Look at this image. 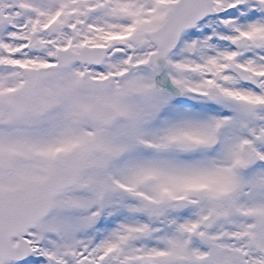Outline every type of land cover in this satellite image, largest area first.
<instances>
[{
	"label": "rangeland",
	"instance_id": "374dc122",
	"mask_svg": "<svg viewBox=\"0 0 264 264\" xmlns=\"http://www.w3.org/2000/svg\"><path fill=\"white\" fill-rule=\"evenodd\" d=\"M173 1L49 0V10L80 44L91 43L98 27L129 38L125 59L136 66L155 50L148 32ZM213 1L233 14L247 3L258 17L242 22L244 11L237 26H227L229 18L202 25L182 37L164 69H134L121 120L97 126L94 143L82 144L100 150L92 168L30 232L22 264H264V107L256 106L264 102V9L260 0ZM7 4L0 0V40L9 52ZM241 35L256 46L242 59L229 43ZM233 63L257 73L260 89L230 72ZM190 143L198 147L189 150ZM247 145L257 151L251 165ZM34 157L0 184L29 186L42 179L43 165L52 171V155ZM211 214L216 225L202 242L192 233L203 232Z\"/></svg>",
	"mask_w": 264,
	"mask_h": 264
},
{
	"label": "flooded vegetation",
	"instance_id": "af4514ba",
	"mask_svg": "<svg viewBox=\"0 0 264 264\" xmlns=\"http://www.w3.org/2000/svg\"><path fill=\"white\" fill-rule=\"evenodd\" d=\"M4 1L8 3L3 11L9 23L8 29L5 27L3 32L12 33L13 43L9 53L6 52L9 49L6 42L2 41L6 38L0 40V182L18 176L17 169L27 165V160L31 161L29 153H34V161H49L51 155L55 160L58 154L82 150L88 157V170H91L93 154L99 151L94 145L93 151L89 152L87 145L82 144L94 143L97 137V133L94 134L98 126L95 116L104 119L108 117V112H120L129 98L130 77L120 79L130 67L128 57L125 59V52L129 53V38L126 39L127 44L120 48L119 43L123 39H115L112 32L100 30L90 35L93 39L91 43L80 44L81 36L67 37L63 22L58 19L51 21L49 0ZM259 5L264 9V1H259ZM237 6L235 14L220 10L223 14L208 18L203 25L215 20L221 23L224 18L231 17L232 21L226 25L237 26L238 17L242 16L237 14L244 11L247 15L242 22L258 17L253 6L242 2ZM215 39L214 43L218 41ZM83 46L105 49L100 50L101 55L106 54L103 63L98 66L79 64L53 76L44 72V69L57 63L59 50L78 52ZM4 48L8 49L5 51ZM249 48L256 49V46L249 43L245 49L236 51L238 58H244ZM86 72L88 76L83 78ZM111 76V81L103 82ZM91 79L97 81L98 89H91L88 83L93 81ZM256 106L264 107L260 102ZM94 108H105V111L91 116ZM25 146L34 151H22L28 149ZM49 167V164L43 165L40 170L37 167L42 179L29 186L47 178L52 172ZM18 188L21 187L15 182L12 185L0 184V194ZM17 243L16 239L11 241L13 251H16Z\"/></svg>",
	"mask_w": 264,
	"mask_h": 264
},
{
	"label": "water",
	"instance_id": "95a60500",
	"mask_svg": "<svg viewBox=\"0 0 264 264\" xmlns=\"http://www.w3.org/2000/svg\"><path fill=\"white\" fill-rule=\"evenodd\" d=\"M214 8L211 0H179L172 4L167 21L157 30L151 33L152 41L158 46L159 51L153 53L146 65L153 63L156 67L165 66L166 58L176 48L181 34L192 27L205 17L212 15ZM59 57L63 60L62 65L70 63H89L96 64L97 55L92 48H84L80 53L71 54L62 52ZM240 78L247 83L257 84L255 77L249 78L245 71L232 68ZM99 110L94 109L91 113L98 115ZM112 115H115L113 113ZM117 117L114 116V120ZM196 143L189 144V150L197 148ZM249 147V162L256 161V151ZM79 152L70 155L59 156L56 159L53 174L39 185L10 191L0 195V264L10 261L21 262L28 257L29 247L25 237L30 229L34 228L39 221L51 213L53 200L62 195L67 189L77 184L82 168ZM216 222V215L211 214L204 219L202 227L210 230ZM20 240L18 252L13 253L9 246L11 238ZM200 240H205V234H199Z\"/></svg>",
	"mask_w": 264,
	"mask_h": 264
},
{
	"label": "bare ground",
	"instance_id": "6f19581e",
	"mask_svg": "<svg viewBox=\"0 0 264 264\" xmlns=\"http://www.w3.org/2000/svg\"><path fill=\"white\" fill-rule=\"evenodd\" d=\"M156 77H157V75H156ZM158 78V77H157Z\"/></svg>",
	"mask_w": 264,
	"mask_h": 264
}]
</instances>
